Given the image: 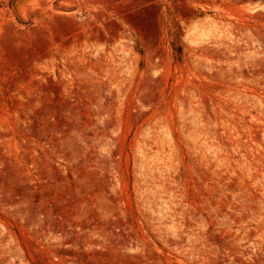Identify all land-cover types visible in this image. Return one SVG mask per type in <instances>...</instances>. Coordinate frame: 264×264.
Masks as SVG:
<instances>
[{
  "label": "rangeland",
  "instance_id": "obj_1",
  "mask_svg": "<svg viewBox=\"0 0 264 264\" xmlns=\"http://www.w3.org/2000/svg\"><path fill=\"white\" fill-rule=\"evenodd\" d=\"M0 264H264V0H0Z\"/></svg>",
  "mask_w": 264,
  "mask_h": 264
}]
</instances>
